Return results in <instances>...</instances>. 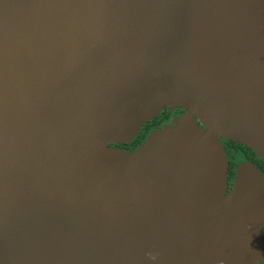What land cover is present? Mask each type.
Returning a JSON list of instances; mask_svg holds the SVG:
<instances>
[{
    "label": "water",
    "instance_id": "water-1",
    "mask_svg": "<svg viewBox=\"0 0 264 264\" xmlns=\"http://www.w3.org/2000/svg\"><path fill=\"white\" fill-rule=\"evenodd\" d=\"M220 138L264 159V0H0V264L264 262Z\"/></svg>",
    "mask_w": 264,
    "mask_h": 264
},
{
    "label": "flooded vegetation",
    "instance_id": "flooded-vegetation-1",
    "mask_svg": "<svg viewBox=\"0 0 264 264\" xmlns=\"http://www.w3.org/2000/svg\"><path fill=\"white\" fill-rule=\"evenodd\" d=\"M165 111H166V114L169 115L170 117L167 120L161 121L160 125L156 128L151 129L150 132L152 130L161 128L165 124L171 123L175 116H181L186 113V111L181 110L179 107L173 108V109L171 107H166L161 112V114ZM221 142L223 143L226 157H227V167H228L227 176L229 179V184L231 186L234 184V180L236 176V169L240 165L251 164L264 176V159L259 157L252 149L242 144H238L233 141L226 140V139H221ZM124 145H129V144H119V145H115V147L121 148V146H124ZM126 151H130V150L127 149ZM261 239L264 244V231L262 232ZM258 264H264V262L262 261Z\"/></svg>",
    "mask_w": 264,
    "mask_h": 264
},
{
    "label": "trees",
    "instance_id": "trees-1",
    "mask_svg": "<svg viewBox=\"0 0 264 264\" xmlns=\"http://www.w3.org/2000/svg\"><path fill=\"white\" fill-rule=\"evenodd\" d=\"M170 116L166 114V111L162 114L156 116L153 121L147 123L139 133V135L131 142L129 145L121 146V148L133 150L135 149L143 140L146 138V135L150 132L151 129L156 128L160 125L161 121L167 120Z\"/></svg>",
    "mask_w": 264,
    "mask_h": 264
},
{
    "label": "clouds",
    "instance_id": "clouds-1",
    "mask_svg": "<svg viewBox=\"0 0 264 264\" xmlns=\"http://www.w3.org/2000/svg\"><path fill=\"white\" fill-rule=\"evenodd\" d=\"M149 256L152 260H156L157 259V255L156 254H152V253H149ZM219 264H224L223 261H220Z\"/></svg>",
    "mask_w": 264,
    "mask_h": 264
}]
</instances>
